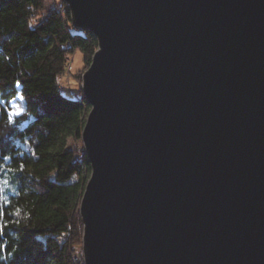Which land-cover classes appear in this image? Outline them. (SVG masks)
<instances>
[{
    "label": "water",
    "instance_id": "95a60500",
    "mask_svg": "<svg viewBox=\"0 0 264 264\" xmlns=\"http://www.w3.org/2000/svg\"><path fill=\"white\" fill-rule=\"evenodd\" d=\"M81 93L84 264H264V0H62Z\"/></svg>",
    "mask_w": 264,
    "mask_h": 264
},
{
    "label": "trees",
    "instance_id": "16d2710c",
    "mask_svg": "<svg viewBox=\"0 0 264 264\" xmlns=\"http://www.w3.org/2000/svg\"><path fill=\"white\" fill-rule=\"evenodd\" d=\"M48 2L0 0V264H84L79 205L91 166L69 142L80 141L90 105L57 79L73 49L89 65L98 43L67 10L41 16ZM19 94L25 111L11 116Z\"/></svg>",
    "mask_w": 264,
    "mask_h": 264
},
{
    "label": "rangeland",
    "instance_id": "374dc122",
    "mask_svg": "<svg viewBox=\"0 0 264 264\" xmlns=\"http://www.w3.org/2000/svg\"><path fill=\"white\" fill-rule=\"evenodd\" d=\"M52 8L62 9L64 11H68L67 5L62 2V0H49L47 4V10L44 11L41 16H44L48 13V11ZM90 65V64H89ZM88 64L84 61V55L79 49H73L71 53L68 54L67 57V65L57 79L58 86L60 90H63V93L68 97H76V95L81 94V86H82V77L85 71L89 67ZM21 95L19 94L13 101H11V111L16 108L20 107L25 109V101L21 99ZM69 146L72 148H76L78 152L80 149L83 148L82 141L80 139H71L69 142ZM81 255L82 254V245H81Z\"/></svg>",
    "mask_w": 264,
    "mask_h": 264
},
{
    "label": "snow or ice",
    "instance_id": "6c2138e0",
    "mask_svg": "<svg viewBox=\"0 0 264 264\" xmlns=\"http://www.w3.org/2000/svg\"><path fill=\"white\" fill-rule=\"evenodd\" d=\"M17 87H19V82H17ZM21 99H23V97H21ZM24 111L25 109L16 107L12 110L11 116H20L24 113ZM4 183L7 184V181H5ZM0 191H2V189H0ZM0 215H3L2 209H0ZM2 229H3V225H0V232H2ZM4 252H7V246L0 244V253H4Z\"/></svg>",
    "mask_w": 264,
    "mask_h": 264
},
{
    "label": "bare ground",
    "instance_id": "6f19581e",
    "mask_svg": "<svg viewBox=\"0 0 264 264\" xmlns=\"http://www.w3.org/2000/svg\"><path fill=\"white\" fill-rule=\"evenodd\" d=\"M62 92H63V90H62Z\"/></svg>",
    "mask_w": 264,
    "mask_h": 264
}]
</instances>
